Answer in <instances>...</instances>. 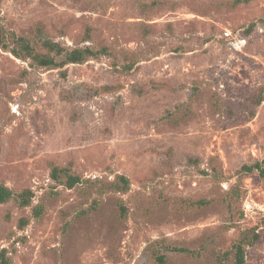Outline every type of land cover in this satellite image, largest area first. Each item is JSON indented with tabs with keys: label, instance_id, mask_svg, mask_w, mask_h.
I'll list each match as a JSON object with an SVG mask.
<instances>
[{
	"label": "rangeland",
	"instance_id": "obj_1",
	"mask_svg": "<svg viewBox=\"0 0 264 264\" xmlns=\"http://www.w3.org/2000/svg\"><path fill=\"white\" fill-rule=\"evenodd\" d=\"M0 36V181L34 193L0 204L9 264H236L251 230L264 264V0H0Z\"/></svg>",
	"mask_w": 264,
	"mask_h": 264
},
{
	"label": "trees",
	"instance_id": "obj_2",
	"mask_svg": "<svg viewBox=\"0 0 264 264\" xmlns=\"http://www.w3.org/2000/svg\"><path fill=\"white\" fill-rule=\"evenodd\" d=\"M0 36V46L7 48L8 45L1 39ZM16 43L18 46H14L10 51L17 57L31 58L36 65L40 67L48 68H60L69 63H84L88 60L90 56L95 55L89 47H77V48H66L53 41H45L43 47L46 49L45 52H40L24 37H16ZM243 169L248 172L256 170L259 175L264 179V158L257 160L255 163L249 165H244ZM51 178L66 186L68 189L73 188L76 184L82 182V177L80 175H74L69 173L66 168L59 167L58 165H53L50 173ZM65 178V179H63ZM34 193L31 189H23L20 192L15 191L13 188L7 184L0 181V204L6 203L14 199L20 206H29L31 204ZM34 214L36 216L40 215L39 209L34 208ZM29 220L27 218H22L20 220L19 226L22 228L28 224ZM260 239V233L256 230L247 231L241 238V242L237 244L236 252V264L245 263V254L243 249V244L252 245ZM162 260V257L159 258ZM10 260L6 255V250L0 251V264H9Z\"/></svg>",
	"mask_w": 264,
	"mask_h": 264
}]
</instances>
